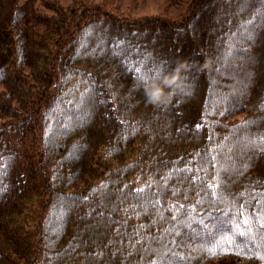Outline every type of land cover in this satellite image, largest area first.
Listing matches in <instances>:
<instances>
[{
    "label": "trees",
    "instance_id": "1",
    "mask_svg": "<svg viewBox=\"0 0 264 264\" xmlns=\"http://www.w3.org/2000/svg\"><path fill=\"white\" fill-rule=\"evenodd\" d=\"M36 1L0 0V264H264V0Z\"/></svg>",
    "mask_w": 264,
    "mask_h": 264
},
{
    "label": "rangeland",
    "instance_id": "2",
    "mask_svg": "<svg viewBox=\"0 0 264 264\" xmlns=\"http://www.w3.org/2000/svg\"><path fill=\"white\" fill-rule=\"evenodd\" d=\"M18 1L21 2L23 0ZM39 2L41 0L36 1L37 6L41 8ZM44 2L63 8L78 4L87 6L99 5L105 10L124 17L158 15L175 19L180 16L183 8L182 2L178 6H171L165 0H44Z\"/></svg>",
    "mask_w": 264,
    "mask_h": 264
},
{
    "label": "clouds",
    "instance_id": "3",
    "mask_svg": "<svg viewBox=\"0 0 264 264\" xmlns=\"http://www.w3.org/2000/svg\"><path fill=\"white\" fill-rule=\"evenodd\" d=\"M188 67L189 62L186 59H181L161 79L145 83L142 87L146 100L153 104L166 102L169 98L172 85L180 79Z\"/></svg>",
    "mask_w": 264,
    "mask_h": 264
},
{
    "label": "snow or ice",
    "instance_id": "4",
    "mask_svg": "<svg viewBox=\"0 0 264 264\" xmlns=\"http://www.w3.org/2000/svg\"><path fill=\"white\" fill-rule=\"evenodd\" d=\"M147 78V75H144L141 77V79H146Z\"/></svg>",
    "mask_w": 264,
    "mask_h": 264
}]
</instances>
